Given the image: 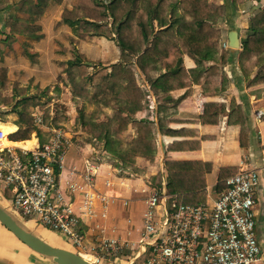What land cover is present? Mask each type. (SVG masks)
I'll use <instances>...</instances> for the list:
<instances>
[{
	"label": "crops",
	"instance_id": "1",
	"mask_svg": "<svg viewBox=\"0 0 264 264\" xmlns=\"http://www.w3.org/2000/svg\"><path fill=\"white\" fill-rule=\"evenodd\" d=\"M73 1L64 0L61 5L52 2L37 24L42 29H58L57 34L61 32L60 35L64 32L73 35V28L62 18L64 11L73 10ZM223 4L224 1H221L219 6ZM10 8L6 10L8 14ZM263 9L264 0H242L238 10L233 8V12L216 25V28L224 34L222 47L223 44H227L225 50L230 53L225 65L218 64L227 82V90L219 95L206 96L202 86L189 84V79L179 84L183 86L171 89L168 95L162 91L156 95L144 74L137 69V76H139L137 82L150 105L145 106L135 118L138 121L152 122L158 129L156 140L158 153L154 164L139 158L137 167L131 170L117 165L109 154L102 153L88 140L79 139L71 142L72 146L66 157V169L61 177V187L64 193L75 201L74 210L81 217L82 230L87 234L86 249L78 251L80 256L94 258L95 248L102 240H118L127 243L139 241L143 232L146 201L155 189L171 194L168 187L171 185L173 190L171 195H176L181 200L190 195L204 193L205 201L202 204L212 206L220 194L217 192V186L222 173L227 174L228 179L233 173L257 170L261 181L256 192L258 204L255 213L258 235L263 247L262 260L257 264H264V84L248 87V80L244 74L248 68V62L243 64L240 58L243 40L250 33L251 20ZM6 11L0 12L1 25L8 19ZM4 28L5 26L0 28L2 40L5 39ZM234 31L237 33L235 42L239 43V49L231 46ZM16 40L17 44L26 42V39L20 36H17ZM50 40L48 34H45L43 40L35 48L42 47L47 52V42ZM80 42L81 46L89 45L87 42ZM100 44H105L107 47L115 46V43L105 38L98 37L93 40V45L99 47ZM103 58H105L104 61L110 60L106 53ZM183 68L186 71L195 70L197 64L185 55ZM166 72L167 69H163L162 73ZM257 73L258 68L251 73L250 79L254 80ZM159 76L160 73L156 75V77ZM219 84L223 85L222 75L219 76ZM188 91L191 94L180 103L176 114H173L176 109L168 104L172 108L167 112L173 114L168 120V129L175 134H162L159 129L160 107L165 100H180ZM233 104L241 107L247 121L249 130L247 148L241 146L242 126L239 123L242 117L235 118V124L229 122ZM211 108L220 110L217 117L212 115L208 118L211 122L218 120L215 125H208L202 121L205 110ZM10 121L14 123H9ZM1 124L13 125L5 130L7 137L14 126L17 130L21 127L10 117L7 120H0ZM8 143V141L5 142V144ZM173 146L174 148H171ZM98 159L101 162L95 181L91 187L87 186L82 177L85 175L86 162ZM159 176L160 183L158 184L157 177ZM72 185L78 187L73 193L70 191ZM84 193L92 197L91 213L85 204ZM0 199L7 203L5 205L0 202L1 208L11 209V196L7 199L1 189ZM51 233L58 237L54 232ZM54 247L62 248L61 240H59V245ZM0 264L55 263L51 259L32 253L0 223Z\"/></svg>",
	"mask_w": 264,
	"mask_h": 264
},
{
	"label": "trees",
	"instance_id": "2",
	"mask_svg": "<svg viewBox=\"0 0 264 264\" xmlns=\"http://www.w3.org/2000/svg\"><path fill=\"white\" fill-rule=\"evenodd\" d=\"M74 0L73 11H65L63 20L79 37L85 41H91L95 36H104L116 42L120 49L123 64L115 65L111 73L104 71L96 76H89L82 67L80 60L69 62V73L73 86L76 88V96H88L89 82L93 81L95 92L91 95V101L97 105L111 107L114 115L110 123L96 125L88 123L86 133L98 141L106 140L107 152L115 156L125 164V168L135 167L137 159L142 158L154 163L158 153L157 135L158 129L152 122L135 117L145 108V95L136 79L135 68H138L146 77L152 91L158 95L160 91L168 95L171 89L183 86L186 79L189 84L201 85L204 94L212 97L227 90V82L224 73H221L218 64L225 65L230 53L223 49V32L216 28L221 21L233 12V8L239 9L242 0ZM261 1V0H259ZM23 6L20 12L30 6V21L10 17L5 22V29L9 34L2 40L0 33V53L4 44H13L16 37L31 38L41 28L35 25L47 12L52 2L61 5L64 0H21ZM10 6L6 0H0V12L6 11ZM18 11V9H17ZM231 17V16H230ZM109 20L112 26L108 27ZM92 22V23H91ZM93 24L98 32L85 34L80 31L81 25ZM103 31H100L101 29ZM113 36H116L114 39ZM41 40V36L34 37ZM30 44H24L27 48ZM18 55V52H14ZM192 58L197 68L186 71L183 68V57ZM242 63L248 62V68L244 71L248 80V87L264 84V9L252 20L250 33L243 40L240 53ZM215 63V65H211ZM80 68V75L84 84L79 85L73 70ZM258 68L257 76L250 79L251 73ZM167 69L166 73H162ZM160 73L159 77L156 75ZM223 76V85L219 84V76ZM90 82V83H91ZM8 71L0 68V86L8 87ZM191 94L187 92L185 97L178 101L165 100L159 110V129L162 134H175L168 129L169 118L177 113L180 103ZM24 106L19 110L20 121L18 124L26 126L25 130H11L14 142L30 140L36 127L31 117L29 107L31 104L24 101ZM171 104L176 110L168 114ZM229 122L234 123L235 118L242 117L239 125L242 126L241 146H249V130L244 112L241 107L233 104ZM220 113L218 109H206L202 121L208 125H215L218 120L211 122L208 118ZM239 122V121H238ZM115 125V129H112ZM2 124L0 125V127ZM132 130L134 136L130 142L123 143L122 138ZM18 131V132H17ZM40 134V133H39ZM44 142H42L43 144ZM126 145V148H123ZM171 148H174L171 147ZM237 173L230 174L231 176ZM227 174L222 173L219 178L217 192L225 190ZM160 183V176L157 177ZM169 192L172 194L171 185ZM5 197L10 198L7 193ZM205 194H195L184 197L182 203L186 205H200L204 203Z\"/></svg>",
	"mask_w": 264,
	"mask_h": 264
},
{
	"label": "built area",
	"instance_id": "3",
	"mask_svg": "<svg viewBox=\"0 0 264 264\" xmlns=\"http://www.w3.org/2000/svg\"><path fill=\"white\" fill-rule=\"evenodd\" d=\"M224 49L227 44H223ZM0 129V189L11 196L13 209L25 221L67 239L79 252L87 234L75 201L61 187L72 139L53 130L49 140L32 150L14 147ZM7 140L12 145H6ZM101 162H86L83 177L92 186ZM257 170H243L228 178L212 206L186 205L167 192L153 190L146 201L143 232L137 242L102 240L92 264H257L262 260L256 222ZM78 189L70 186L73 193ZM85 204L92 207V197ZM86 258V257H85ZM126 261L123 262L122 260Z\"/></svg>",
	"mask_w": 264,
	"mask_h": 264
},
{
	"label": "rangeland",
	"instance_id": "4",
	"mask_svg": "<svg viewBox=\"0 0 264 264\" xmlns=\"http://www.w3.org/2000/svg\"><path fill=\"white\" fill-rule=\"evenodd\" d=\"M6 1L11 7L9 14L6 11V14H8L6 18H23L25 19L24 21H30V6H27L25 11L20 12L19 9L23 6L21 0ZM15 9H18V11L15 12ZM34 24L40 27L41 31L34 34L31 38H25L26 42L24 44H30L29 47L25 48L23 47L24 44H17L16 42L9 45L4 44L3 51L0 53V68L7 69L9 80L7 88L0 86V120H7L10 117L12 120L19 123V110L24 106V101L26 100L28 104H31L29 109L31 111V117L34 120V125L37 128L36 131L32 133L30 139L34 136L37 141L42 144V142L45 143L49 140L53 130H61L67 137L71 138L72 141L79 139L88 140L102 153L105 152L109 154L117 165L125 167L123 162L107 152L106 140L98 141L93 136L86 133V124L88 123H94L96 125L110 123L114 115L113 109L104 105L99 106L91 101V95L95 92L93 81H90L91 83L89 82V86H86V90L90 91L88 96H76V88L73 86L72 78L69 74L71 68L68 66L69 62L80 60L83 65L82 67H84L83 69L91 77L103 73L104 71L111 73L115 65L123 64L118 45L115 41L104 36H95L91 41H85L81 39L78 32L73 29V35H70L68 32H64L60 35L61 32L57 34L59 31L58 29H42L37 23ZM4 26L5 23L3 25L0 24V28ZM111 26L112 20H109L108 27ZM96 28L97 27L93 24H82L79 29L85 34H96L98 32ZM100 31H103V29ZM8 34L9 30L6 31L5 29L3 35L7 36ZM45 34H48L51 38L50 42H47V52L45 48H35V46L43 40ZM37 36H41L42 39L35 40L34 37ZM98 37L105 38L113 44L115 43V46L107 47L105 44H100L99 47H97L93 45V40ZM113 37L114 39L116 38V36ZM80 41L87 42L89 45L81 46ZM16 51L18 55L15 56L14 52ZM105 53L110 60L104 61L105 58H103V56ZM137 69L138 68H135L136 79L139 80ZM73 72L77 74L75 78L79 85L84 84V79L80 75L81 69L77 68L73 70ZM143 103L144 106L150 105L147 99H144ZM9 123L14 122L10 121ZM12 126L2 125L0 129L4 133L7 128H11ZM20 126L19 130L26 129L25 125L20 124ZM112 129H115V125H112ZM10 134H13V132ZM133 136L134 132L129 130L122 138L123 143L127 144L130 142ZM9 140L13 141L14 137H10ZM6 141L7 140H5V142ZM123 148H126V145H124ZM135 167H137V162ZM129 169L132 170L135 168L129 167ZM10 211L18 215L13 207H11ZM19 219L24 223H29L21 217H19ZM33 227L40 230L39 232L42 236L50 241L51 244L59 245V240H61L62 248L70 250L75 254L79 253L64 237L55 233L58 236L56 237L51 233L52 231L49 232V230L42 227L40 228V226L33 225ZM92 259L93 258H91V260ZM122 261L125 262L126 260L123 259Z\"/></svg>",
	"mask_w": 264,
	"mask_h": 264
},
{
	"label": "water",
	"instance_id": "5",
	"mask_svg": "<svg viewBox=\"0 0 264 264\" xmlns=\"http://www.w3.org/2000/svg\"><path fill=\"white\" fill-rule=\"evenodd\" d=\"M237 33L233 32L232 48L239 49V43L235 42ZM19 215L11 214L8 209L0 207V223L23 245L30 249L33 253L41 257L51 259L55 264H92L79 254H75L65 248L54 247L33 233L27 232L22 228L24 223L19 219ZM17 217V218H16ZM22 218V217H21ZM23 219V218H22ZM24 220V219H23ZM35 225L33 223H30ZM41 228V227H40Z\"/></svg>",
	"mask_w": 264,
	"mask_h": 264
},
{
	"label": "bare ground",
	"instance_id": "6",
	"mask_svg": "<svg viewBox=\"0 0 264 264\" xmlns=\"http://www.w3.org/2000/svg\"><path fill=\"white\" fill-rule=\"evenodd\" d=\"M37 144H38V141H37V139H36V137H32L28 142H23V143H16V144H13V146L14 147H18V148H21V149H25V150H32V149H34L36 146H37ZM6 145H12V144H10V143H8V144H6ZM0 202L1 203H3V204H5V205H7V203L6 202H4V201H2L1 199H0ZM7 208H9V207H7ZM8 212L9 213H11L12 215H13V213L10 211V209H8ZM17 218V217H16ZM22 228L24 229V230H26L27 232H30V233H33L34 235H36L38 238H41L42 240H44L45 242H47V243H49V244H51V242L50 241H48L45 237H43L42 236V234L39 232L40 230H38V229H36L35 227H33L31 224H26V225H22ZM4 235V234H3ZM48 237V236H47ZM50 240V239H49ZM9 242H10V240H9ZM14 242H16V241H14ZM53 242V241H52ZM18 243V242H17ZM18 244H20V243H18ZM51 245H53V244H51ZM56 245V244H55ZM54 245V246H55ZM8 249H10V248H8ZM13 250V249H12ZM4 253V252H3ZM27 253V252H26ZM33 253V252H32ZM87 261H92L91 260V258L90 257H86L85 258Z\"/></svg>",
	"mask_w": 264,
	"mask_h": 264
}]
</instances>
